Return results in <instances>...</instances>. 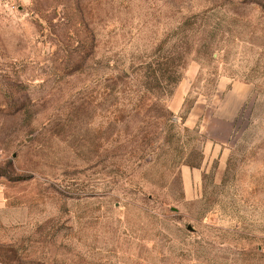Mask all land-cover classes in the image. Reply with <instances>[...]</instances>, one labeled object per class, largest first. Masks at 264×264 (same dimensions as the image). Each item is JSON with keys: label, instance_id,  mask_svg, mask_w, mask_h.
<instances>
[{"label": "rangeland", "instance_id": "1", "mask_svg": "<svg viewBox=\"0 0 264 264\" xmlns=\"http://www.w3.org/2000/svg\"><path fill=\"white\" fill-rule=\"evenodd\" d=\"M0 264H264V0H0Z\"/></svg>", "mask_w": 264, "mask_h": 264}, {"label": "water", "instance_id": "2", "mask_svg": "<svg viewBox=\"0 0 264 264\" xmlns=\"http://www.w3.org/2000/svg\"><path fill=\"white\" fill-rule=\"evenodd\" d=\"M189 229H190V230H192V228H191V227H189Z\"/></svg>", "mask_w": 264, "mask_h": 264}]
</instances>
